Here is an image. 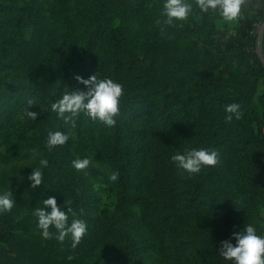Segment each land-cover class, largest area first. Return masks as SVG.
<instances>
[{"label":"rangeland","instance_id":"1","mask_svg":"<svg viewBox=\"0 0 264 264\" xmlns=\"http://www.w3.org/2000/svg\"><path fill=\"white\" fill-rule=\"evenodd\" d=\"M60 1L0 0V113L12 101L6 114H0V190L8 187L9 181L14 195L21 184L19 175L26 177L31 171L29 168L38 166L39 157L33 158V149L46 157L44 140L50 128L38 137V128L26 124L24 94H14V90L25 82L20 47L32 40L35 25H39L41 20L57 35V43L67 52L75 72L84 78L95 74L88 63L81 64L80 58L87 46L90 30L96 25L100 30L106 29L109 23L113 27L121 26L125 34L122 61L127 64L135 61L141 72L139 81L133 82L127 69L122 70L125 86L141 95L123 113L128 125L137 131H165L172 155L189 148L193 138L192 125L197 119L198 110V104L192 99L193 88L181 90L178 93L179 102L162 93L173 77L192 82L203 73L201 64L206 61L208 52L202 44L204 36L201 30L193 32L191 29L192 18L188 17L172 26L158 24L157 21L162 19V0H123L124 5L120 0H109L104 6H101L102 0H64L65 16L72 23L70 33L77 45L75 52L67 45L65 31L58 19ZM121 11L123 18L119 19L117 16ZM257 16L251 30V46L244 51L245 54L232 53L228 56L225 80L229 87L224 106L243 94L249 95L247 104L241 107V118L246 115L247 119H253L255 114L264 125V82L258 75L260 67L257 65L258 62L264 67V16ZM178 31L189 33L185 38L178 37ZM189 39L201 42L198 46H191ZM156 43L158 48H164V52L150 50V45ZM90 54L111 66L112 45L109 41L100 40ZM78 87L82 85L78 84ZM148 98L153 103L152 108L148 107ZM213 105L219 108L220 100ZM53 128L69 131L62 124ZM71 132L69 141L63 145L68 149L71 160L80 157L79 133L83 139V149L98 171L97 176L90 178L92 198L86 216L81 217L88 225L86 234L74 249L70 247V240L60 243L55 239L42 238L32 215L33 207L41 206L42 201L32 202L24 209L7 215L9 217L0 214V264H24L22 258L31 257L33 261V258H41L40 254L34 253L35 246L45 250L58 262L80 258L85 264H116L115 258L110 253L102 252V248L107 229L123 225L138 253V264H171L167 241L152 233L137 204L130 205V215L125 222L122 221L116 207V181L108 179L112 170L101 150L100 130L96 122L83 115ZM218 153L224 165L220 177L221 186L227 192V201L218 219L208 207H203L182 225L180 236L185 249L184 264H216L219 241L229 236L234 225L254 223L258 232L264 234V201L259 195L253 196L241 157L227 148H221ZM139 167H143L142 164ZM173 169L178 189L183 193L188 174L177 169L174 162ZM22 182L28 181L25 179ZM58 205L69 207V204ZM214 220L217 226L212 229ZM224 223L228 224L225 230L222 228ZM7 235L32 246L26 256L14 259L15 250L10 245L8 247L4 239ZM69 256L72 259H68Z\"/></svg>","mask_w":264,"mask_h":264},{"label":"trees","instance_id":"2","mask_svg":"<svg viewBox=\"0 0 264 264\" xmlns=\"http://www.w3.org/2000/svg\"><path fill=\"white\" fill-rule=\"evenodd\" d=\"M122 5H124L123 0ZM109 0H102L101 6ZM64 0L60 1L59 22L66 34L67 45L76 52V42L71 36V25L65 16ZM248 5V4H247ZM195 6V4H194ZM250 7V9H248ZM123 8V7H122ZM242 7V18L235 23H226L220 20L215 13H200L194 7L192 14V30L203 33L206 61L201 64L202 75L192 82L180 77H173L171 83L165 85L166 96L179 102L178 93L188 87L193 88L192 99L198 104L197 119L192 125L193 138L189 148L206 147L217 152L223 148L233 151L241 157L243 171L247 182L252 189L253 196L259 195L264 201V128L260 118L255 114L253 119H247L246 115L241 119H233L231 122L224 120V98L229 84L225 77L228 72V56L232 53L245 54L244 51L251 46L253 37L251 30L258 16H264V7L251 14V4ZM262 12V14H261ZM117 18H123L121 11ZM189 31H192V30ZM189 31L177 32L178 37H187ZM123 33L121 26L113 27L112 23L106 25V29L100 30L96 25L90 30L87 46L81 55V64L88 63L94 73L99 77H110L124 85V91L120 99V112L117 123L113 127H106L99 121H95L100 130V146L112 172H118L116 180V207L121 213V219L126 221L130 215V205H138L140 212L146 219L149 229L161 240H166L171 251V264H184L185 249L180 236L182 225L198 210L208 207L216 219L223 212L227 201V192L221 186V173L224 165L219 162L215 166H206L200 173L187 176L185 190L181 193L178 189L177 179L174 174L172 152L169 150L166 132L137 131L128 125L123 113L141 95L125 86L122 78V70L127 69L133 82L139 81L141 72L135 61L123 63L121 53L123 51ZM109 41L112 45V63L108 66L100 61L97 56H91L90 52L96 44ZM58 37L41 20L35 25L32 40L23 43L19 54L25 71V82L14 90V94H24V98H34L36 103L30 110L39 113L36 120L27 118L26 124L36 126L39 130L38 137L45 134V130L62 124L56 114L51 111L50 105L58 98L66 87L69 90L78 88L74 76L75 72L67 52L57 43ZM201 41L189 39L192 46H198ZM173 43H176L173 40ZM174 45V44H173ZM157 43L150 45V50L156 49L164 52V48H158ZM260 67L262 82H264V67ZM241 87V86H240ZM249 95H241L233 102L243 106L247 104ZM232 98V97H230ZM148 107L152 108L150 102ZM220 100V107H214L213 103ZM12 101H9L1 115L6 114ZM27 105V104H26ZM222 112V113H221ZM83 114L75 118L76 121ZM36 137V139L38 138ZM80 158L87 157L83 149V139L77 133ZM46 138V137H45ZM49 161L47 168L43 170L44 180L37 188H30L29 182H21L14 198L16 206L7 215L20 211L27 204L42 201L48 196H56L57 204H69L80 217L86 216L91 194L90 178L98 175V171L92 163L86 169L77 171L71 167V157L68 149L56 146L48 152ZM142 164L143 167H139ZM264 204V203H263ZM229 206V200H228ZM9 217V216H7ZM217 226L214 220L212 229ZM224 223L222 228L227 229ZM7 246L15 250L14 259L24 257L32 246L25 241H18L12 235L4 236ZM102 252L110 253L116 264H138V253L134 250L131 237L126 227L117 226L107 229L105 233ZM34 253L41 258H22L24 264H85L80 258L70 262L54 261L49 253L38 247H34ZM216 258V264H223L220 257Z\"/></svg>","mask_w":264,"mask_h":264},{"label":"clouds","instance_id":"3","mask_svg":"<svg viewBox=\"0 0 264 264\" xmlns=\"http://www.w3.org/2000/svg\"><path fill=\"white\" fill-rule=\"evenodd\" d=\"M249 3L257 9L264 7V0H194L195 8L200 13H215L226 23H235L242 18V7ZM194 4L192 0H162V19L157 23L172 26L185 21L192 14ZM74 79L82 87L72 90L66 87L50 105L51 111L63 121V125L67 126L69 131L48 129L44 140L48 152L69 141L71 129L76 127L75 118L81 114L93 121H99L106 127H113L117 123L124 85L110 77H99L96 73L87 78L77 74ZM35 103L34 98H28L27 107L24 109V115L31 120H36L39 115L38 112L30 110ZM223 111L225 122L238 120L243 115L241 105L237 102L226 104ZM37 157L38 166L29 168L30 173L26 177L19 175L18 179L21 182L26 179L32 189L43 183V170L49 165L47 157L40 156L38 150L33 149V158ZM171 160L177 169L192 176L200 173L206 166H215L219 162V153L206 147H191L174 152ZM90 163L88 157H77L71 161V167L80 171L86 169ZM108 179L116 181L118 172H110ZM16 204L8 181V187L0 190V214L10 212ZM32 215L42 238L55 239L60 243L66 239L70 240V247L73 249L87 232V222L71 207L62 208L58 205L56 196L42 199L41 206L33 207ZM216 251L225 264H264V234L258 232L254 223L234 225L229 236L219 241ZM68 259L72 257L69 256Z\"/></svg>","mask_w":264,"mask_h":264},{"label":"crops","instance_id":"4","mask_svg":"<svg viewBox=\"0 0 264 264\" xmlns=\"http://www.w3.org/2000/svg\"><path fill=\"white\" fill-rule=\"evenodd\" d=\"M192 2H193V4H194V0H192ZM249 4H251V3H249ZM248 4V5H249ZM248 5L247 4H245V7H247L248 8ZM195 7V6H194ZM251 7H252V10H251V14H255L256 12H257V8L253 5V4H251ZM248 9H250V7L248 8ZM261 14H262V12H261ZM263 15V14H262Z\"/></svg>","mask_w":264,"mask_h":264},{"label":"built area","instance_id":"5","mask_svg":"<svg viewBox=\"0 0 264 264\" xmlns=\"http://www.w3.org/2000/svg\"><path fill=\"white\" fill-rule=\"evenodd\" d=\"M263 135H264V128L262 129Z\"/></svg>","mask_w":264,"mask_h":264}]
</instances>
